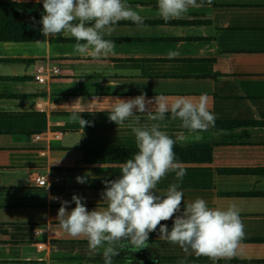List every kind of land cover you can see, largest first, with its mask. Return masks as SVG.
<instances>
[{"label":"crops","instance_id":"obj_1","mask_svg":"<svg viewBox=\"0 0 264 264\" xmlns=\"http://www.w3.org/2000/svg\"><path fill=\"white\" fill-rule=\"evenodd\" d=\"M7 3L43 0H0ZM126 3L144 24L122 20L104 36L115 43L114 55L76 54L69 33L41 43L0 41V264H105L102 250L91 253L86 238L60 227L56 210L74 194L89 211L107 207L105 181L121 175V165L138 150L130 127L135 116L117 125L108 115L118 99L141 93L165 97L169 108L178 97H207L215 125L206 131L190 133L170 112L159 122L175 140L185 175L178 180L170 171L156 194L175 183L182 207L197 198L212 209L234 205L245 235L235 255L213 261L186 255L157 229L144 248L118 247L112 264H264V0H204L169 20L158 14V0ZM173 51L179 55L169 58ZM38 64L57 66L59 73L43 74L45 82L37 83ZM150 107L154 114L156 105ZM73 113L92 126L83 129L70 119ZM137 115L140 125L154 123L146 113ZM56 132L62 136L55 141ZM196 134L202 139H192ZM37 175L61 182L38 188ZM78 176L87 182L77 183ZM53 196L61 200L54 203ZM162 223L171 230V220Z\"/></svg>","mask_w":264,"mask_h":264},{"label":"clouds","instance_id":"obj_2","mask_svg":"<svg viewBox=\"0 0 264 264\" xmlns=\"http://www.w3.org/2000/svg\"><path fill=\"white\" fill-rule=\"evenodd\" d=\"M203 2L158 0V14L164 20L180 18L190 8L202 7ZM211 2L207 0L208 4ZM43 12L39 21L43 37L69 33L76 40L74 52L81 56L114 55L115 43L104 36H110L122 20H130L137 26L144 24V17L126 0H43ZM32 20L35 24V18ZM168 55L175 58L179 53L173 51ZM206 101L205 95H201L198 102L178 97L169 108L163 96L149 100L141 93L134 98L118 99L108 119L121 125L135 116V126L130 127L138 150L121 165V175L105 181L101 198L106 201V208L89 211L84 197L74 194L71 201H60L57 215L60 227L73 237L86 238L91 253L102 250L105 264H112L113 257L119 255L118 247H146L149 234L157 229L161 238L178 244L186 255L194 253L213 261L235 255L245 232L234 205L225 210L212 209L204 199L197 198L182 207L183 193L175 183L167 188L165 195L156 194L158 182L170 171L176 173L178 180L185 175L182 164L175 157V140L161 130L159 122L170 112L171 118L180 119L181 127L190 133L206 131L215 125V116L208 110ZM153 104L156 105L154 114L150 107ZM137 113H146L154 123L140 125ZM70 119L78 120L83 129L92 126L80 114L73 113ZM192 139L198 141L202 136L196 134ZM76 182L84 184L87 177L78 176ZM53 199L59 201L60 198ZM72 203L75 207L69 211ZM169 220L172 221L171 230L162 223Z\"/></svg>","mask_w":264,"mask_h":264},{"label":"trees","instance_id":"obj_3","mask_svg":"<svg viewBox=\"0 0 264 264\" xmlns=\"http://www.w3.org/2000/svg\"><path fill=\"white\" fill-rule=\"evenodd\" d=\"M43 14L41 4H0V41H44L39 24Z\"/></svg>","mask_w":264,"mask_h":264},{"label":"built area","instance_id":"obj_4","mask_svg":"<svg viewBox=\"0 0 264 264\" xmlns=\"http://www.w3.org/2000/svg\"><path fill=\"white\" fill-rule=\"evenodd\" d=\"M36 69H37V75L34 77L35 81L37 83H44L45 82V77L43 76V74H48L49 76H57L58 73H59V70L57 68V66H45V65H42V64H38L36 65ZM37 106L39 108H41V104H37ZM62 136V133L61 132H56V133H53L52 134V140H59ZM35 140H39L40 139V136L39 135H36L34 137ZM61 182V178L60 177H54V176H46V175H37L35 178H34V183L36 185V187L38 188H46L48 186H50L51 184H58ZM53 197H59V196H53ZM52 197V202L54 203H58L61 198L59 199V201L57 200H54ZM58 210H56V212L58 213ZM41 246H39L40 248Z\"/></svg>","mask_w":264,"mask_h":264}]
</instances>
